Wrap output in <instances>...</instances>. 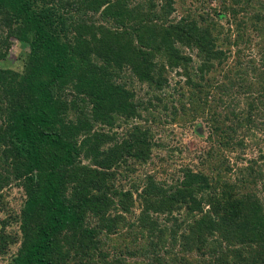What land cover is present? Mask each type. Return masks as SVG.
<instances>
[{
	"label": "trees",
	"instance_id": "trees-1",
	"mask_svg": "<svg viewBox=\"0 0 264 264\" xmlns=\"http://www.w3.org/2000/svg\"><path fill=\"white\" fill-rule=\"evenodd\" d=\"M204 1L218 17H235L242 0H220L221 12ZM176 2L0 0V255L6 264H264V195L251 191L255 182L243 169L232 177V165L207 152L209 160L199 162L205 169L181 168L171 183L155 172L133 179L153 147L163 146L152 142L153 126L207 111L224 146L219 116L249 122L255 115V126H264V71L255 74L263 78L259 92L244 79L238 48L218 81L215 73L231 58L218 41L220 26L184 5L172 17ZM260 6L253 25L264 46ZM12 39L22 44L13 67L7 61ZM232 39L250 44L242 34ZM193 55L199 63L192 68ZM259 60L251 70L257 74L264 52ZM171 71L184 81L169 108ZM134 82L145 85L147 99ZM216 87L223 88L218 95ZM243 94L245 110L237 99ZM122 126L118 136L115 127ZM12 183L25 200L19 214L5 215L3 191ZM12 223L14 234L7 230Z\"/></svg>",
	"mask_w": 264,
	"mask_h": 264
},
{
	"label": "rangeland",
	"instance_id": "rangeland-1",
	"mask_svg": "<svg viewBox=\"0 0 264 264\" xmlns=\"http://www.w3.org/2000/svg\"><path fill=\"white\" fill-rule=\"evenodd\" d=\"M229 1L230 0L226 3H229ZM251 1V4L247 5L242 3L244 2L243 0L241 3L237 4V8L240 6L241 9L235 17L229 13L224 17H218L216 13L208 10L209 5H206L204 0H177L175 5L177 6L178 11H176L172 17L180 15L181 7H183L182 5L186 8L196 10V13L198 12L199 14H204L205 17L210 15L220 26L221 34L218 37V41L223 44L225 48H228L231 51V58L227 60V63L221 65L220 73H215L217 74L216 77H219L218 81L222 80L223 71L227 67L226 65H231L235 61L237 56L236 50L241 48L242 63H246L247 65V74L244 79H246V83H254L253 86L260 92V82H263V78L259 81H257V79L260 76L259 74L264 70L259 71L258 69V74L257 72L255 73L251 70L254 66L259 67V58L264 52V46H261L262 41L260 40L261 36L259 32L254 29L253 15L255 12H263L260 4L262 5L264 0ZM210 6L218 7L217 10H220V12L223 8L220 0H212ZM236 34H242L243 39L248 38L250 44L243 46L241 43L238 46L233 43L232 38ZM250 40L253 41L250 42ZM229 44H231L230 47ZM21 48L22 44H19L16 39H12V47L7 58L9 65H12V67L17 63L15 61L18 60L17 56ZM192 58L193 63L190 64V66L193 68V66L195 67L199 63V59L196 58L195 55H193ZM253 61L254 64L252 65L251 62ZM2 65H4L3 62ZM261 69H264V66H262ZM255 74L257 75V79ZM168 79L169 86L166 89L164 102H166L170 108L171 103L168 100L173 99V104H177V97H179V91L182 88L180 85L183 83L184 77L177 75L175 71H171L170 74L168 73ZM212 84L214 85L213 81ZM135 86L138 91V95L143 97L144 100L147 99L148 95H146L145 85H141L140 87L139 85L137 86V82H134L133 87ZM216 88L218 90V95L220 94L219 91L223 88ZM230 90L232 91L233 89ZM254 96H256V93L251 95V98ZM262 96L263 98L261 99L264 101V94ZM237 99L240 103V108L245 110L248 98L243 94L237 96ZM224 100H226V97H224ZM218 106L219 107L216 108L218 111L224 110L220 104ZM162 107L163 106L159 104L156 112L164 117ZM210 118V114L205 111L204 113L196 115L194 119L185 121V123L175 122L167 123L161 126H153L152 131L154 132V136L152 138V142L163 146L157 145L153 147V156L146 164H140L137 166V172L133 174V179H140L141 176H143L142 174L145 172H155L156 175H159V177H157L158 179L166 178L167 183H171L177 174H181V168L186 166H192V168H195V166L199 165L200 156L209 160V157L206 156L207 152L218 153L232 165V177L237 175L238 168L244 170L246 177L255 182V186L251 183V191H253L256 196L261 198L264 195V126H255L253 122L255 115L252 116L249 122L242 119H224V116L221 115L218 117L217 123L220 125V128L224 129L223 134L227 138L225 140L228 141L227 145L224 146L218 144L217 139L219 135L213 132L214 128L211 125L212 121ZM225 126H231L232 128L229 127V129H225ZM115 131L118 132V136H121L124 132V127H115ZM199 167L202 170L205 169L201 165H199ZM245 168H248V173L245 171ZM133 179L132 175H130V177L127 176L123 182L128 185L133 181ZM3 193L4 200L7 203L6 209L8 210L5 215L9 213L12 215L19 214L25 200L23 189L12 183L4 189ZM2 217L3 215L0 216V218ZM7 230L8 233L14 234V232H17V225L12 223ZM104 242L101 245L106 247L105 244L107 243ZM175 250L176 253H178V247H175ZM188 255L190 254L187 253L186 256ZM0 264H6L2 255H0Z\"/></svg>",
	"mask_w": 264,
	"mask_h": 264
}]
</instances>
